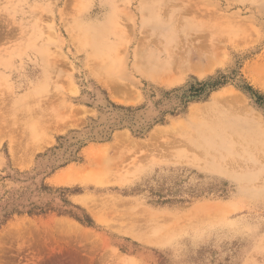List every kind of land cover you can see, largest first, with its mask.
<instances>
[{
  "label": "rangeland",
  "instance_id": "obj_1",
  "mask_svg": "<svg viewBox=\"0 0 264 264\" xmlns=\"http://www.w3.org/2000/svg\"><path fill=\"white\" fill-rule=\"evenodd\" d=\"M142 2L0 0V236L47 223L99 234L107 206L124 209L117 228L146 234L158 214L177 231L121 259L264 264V0ZM205 83L219 85L196 95Z\"/></svg>",
  "mask_w": 264,
  "mask_h": 264
},
{
  "label": "bare ground",
  "instance_id": "obj_2",
  "mask_svg": "<svg viewBox=\"0 0 264 264\" xmlns=\"http://www.w3.org/2000/svg\"><path fill=\"white\" fill-rule=\"evenodd\" d=\"M169 1V0H168ZM171 2V1H170ZM169 2V3H170ZM142 3H146V0H145V2H142ZM155 4V3H154ZM145 5V4H144ZM158 6V5H157ZM156 6V7H157ZM155 8V7H154ZM158 9V8H157ZM144 10H145V7H144ZM155 10H156V8H155ZM154 11V10H153ZM153 11H152V13H150V12H148V13H150V15L153 17H156L155 15H154V13H153ZM142 12H144V11H142ZM145 12H147V11H145ZM159 13H160V11H158ZM155 13H157V11L155 12ZM147 14V13H146ZM153 14V15H152ZM176 14H177V12H176ZM175 15V14H174ZM149 16V15H148ZM150 18V17H149ZM153 19H155V18H153ZM158 19V18H157ZM161 20H163V19H161ZM169 21V20H168ZM163 22H165L164 20H163ZM228 22V21H227ZM165 24V23H164ZM174 24V23H173ZM230 24V23H229ZM163 25V24H162ZM172 25V24H171ZM225 26V25H224ZM173 27V26H172ZM235 28V27H234ZM175 31V30H174ZM176 32V31H175ZM100 35H101V33L100 32H98ZM177 33V32H176ZM169 34V33H168ZM171 34H173V33H171ZM99 37V36H98ZM172 37V36H171ZM170 37V38H171ZM99 39H101V38H99ZM98 39V40H99ZM170 40V39H169ZM101 41V40H100ZM175 42V41H174ZM106 43H107V41H106ZM173 44V43H172ZM82 45V44H81ZM103 45H105V44H103ZM173 45H177V44H173ZM114 46V45H113ZM103 48V47H102ZM112 49V48H111ZM98 50V49H97ZM115 50V49H114ZM197 50H199L198 48H197ZM196 50V51H197ZM201 50V49H200ZM200 50H199V52H200ZM202 51V50H201ZM17 52V51H16ZM17 54H18V52H17ZM142 54H143V58L146 56L143 52H142ZM184 54V53H183ZM202 54V52L200 53V55ZM92 55H93V52H92ZM115 55V54H114ZM138 55H139V53H138ZM150 56H151V54H149ZM153 55H155V54H153ZM152 55V56H153ZM185 55H186V53H185ZM203 55V54H202ZM201 55V56H202ZM2 56V55H1ZM140 56H141V54H140ZM139 56V57H140ZM172 54L171 55H169L168 57H169V59H167V62L168 61H171L172 63L175 61V63L176 62H179V60H181L182 61V59H177L176 58V56H172ZM182 57L181 58H183L184 59V57L185 56H183V55H181ZM189 56V55H188ZM102 57H104V56H102ZM138 57V58H139ZM142 57V56H141ZM149 57V56H148ZM200 57V56H199ZM146 58V57H145ZM151 58H153V57H151ZM155 58V57H154ZM157 58H159V57H157ZM156 58V59H157ZM171 58H175L176 60H178V61H176V60H174L173 61V59H171ZM189 58V57H188ZM188 58L185 60V61H183L184 63H188V62H191V61H189L188 60ZM193 58V57H192ZM160 59V58H159ZM138 60V59H137ZM146 60L147 59H144V60H142L141 61V59H139L138 61H136V63L138 62V64H140V68H139V70L141 71H143L144 73L143 74H146V71L150 68L151 69V71H157V70H159L160 68V65L158 66V64H156V62H155V66H154V64H152V62H154L153 60H152V62L150 61L149 62V60H147L148 62H146ZM161 60V59H160ZM190 60H192V59H190ZM201 61V60H200ZM142 62H143V64H144V62H146L144 65H142ZM211 62H214V61H210V63ZM151 63V64H150ZM180 64H181V66H183V64L181 63V62H179ZM186 63V64H187ZM192 63V62H191ZM196 63H197V61H196ZM195 63V64H196ZM201 63V62H200ZM148 64H149V67H148ZM171 64V63H170ZM179 64V65H180ZM199 64V63H198ZM197 64V65H198ZM215 64V63H214ZM264 64V63H263ZM150 65L153 67H150ZM172 65V64H171ZM177 65H178V63H177ZM176 65V66H177ZM177 66L176 68H178V70L180 69V67L181 66ZM208 65V64H207ZM213 65V63L212 64H210L208 67H211ZM110 64H109V68H110ZM144 67L145 68V70L142 68V67ZM162 66V65H161ZM164 66V65H163ZM201 65H199L198 67H200ZM206 66V65H205ZM263 66V65H262ZM260 67V68H258L257 69V71L259 72L260 70H264V67ZM100 67H101V65H100ZM108 67H106V68H108ZM148 67V68H147ZM173 67V66H172ZM190 67H191V65H190ZM196 67L197 66H195L194 67V69H196ZM207 67V66H206ZM213 67V66H212ZM114 68V67H113ZM113 68H111L112 70H113ZM161 68H163V67H161ZM201 69H202V67H200ZM165 69H167V68H165L164 67V70ZM199 69V68H198ZM255 69V68H254ZM99 70H101V69H99ZM161 70V69H160ZM169 70L171 71V70H175V68L174 69H167L166 70V73L167 72H169ZM191 70H193V69H191ZM197 70V69H196ZM203 70V69H202ZM197 71V73L199 72V73H201V72H203V71ZM207 70V69H206ZM102 71H104V70H102ZM107 71H110V70H108L107 69ZM181 71H183V70H181ZM208 71V70H207ZM206 71V72H207ZM98 72V71H97ZM101 72V71H100ZM106 72V71H105ZM159 72H161V71H159ZM206 72H204V73H202L203 75L206 73ZM262 72V71H261ZM164 73V74H163ZM170 73V72H169ZM168 73V74H169ZM254 73V72H253ZM106 74V73H105ZM160 74H162V76H166L167 78H169L168 77V74H165V71H163V72H161ZM259 74H260V72H259ZM151 76L150 77H152V74H150ZM258 75V74H257ZM262 75V74H261ZM145 76H148L149 77V74L148 75H145ZM161 76V77H162ZM153 77H155L154 75H153ZM160 76H156V78H161ZM264 77V76H263ZM164 78V80L165 81H167L168 79L167 78H165V77H163ZM162 78V79H163ZM167 79V80H166ZM264 79V78H263ZM262 79V80H263ZM173 80V79H172ZM171 80V78H169V81H172ZM262 80H261V82H262ZM173 82V81H172ZM174 82H175V80H174ZM225 94V93H224ZM221 95V94H220ZM222 96V95H221ZM224 96V95H223ZM227 96V95H226ZM226 96H224V97H226ZM232 96V95H231ZM218 97H220V96H218ZM228 97V96H227ZM222 98V97H221ZM220 98V99H221ZM236 98V97H235ZM216 99V98H215ZM218 99V98H217ZM224 100V99H223ZM229 100V99H228ZM233 100H234V98H233ZM230 101H232V99H230ZM217 102V101H216ZM229 102V101H228ZM235 102V101H234ZM238 102V101H237ZM232 103V102H231ZM231 103H229L230 105H231ZM235 104V103H234ZM234 104L232 103V105L234 106ZM217 105V104H216ZM226 105V104H225ZM224 105V106H225ZM227 105H228V103H227ZM226 105V106H227ZM231 105V106H232ZM233 106H232V108H233ZM235 106H236V104H235ZM198 107H201V106H198ZM216 107V106H215ZM219 107V106H218ZM204 108V107H203ZM203 108H201L204 112H207L208 111V109H211V108H213L214 109V107H211V108H209L208 107V109H207V107H205L206 109H207V111H205ZM227 108L229 109V107L227 106ZM198 109V108H197ZM200 109V108H199ZM193 110H194V108H193ZM201 110V113L199 112L198 114H195V113H197L196 111H194L195 113H192L194 116H195V122L196 121H198V116L196 117V115H199V114H201V116H203L204 117V115H202V111ZM230 111H231V107H230V109H229ZM203 112V113H204ZM237 113H239V111H236ZM240 113H242L241 111H240ZM192 115V116H193ZM200 116V115H199ZM194 118V117H193ZM194 120V119H193ZM37 123V122H36ZM35 123V124H36ZM33 124V123H32ZM31 124V125H32ZM37 124H39V122L37 123ZM33 126V125H32ZM39 126V125H38ZM38 126H36L37 128H38ZM181 127V130H183V131H181V132H186L185 130H184V128H185V125H180ZM40 127V126H39ZM183 127V128H182ZM34 128V127H33ZM175 128H177V125H176V127ZM186 129V128H185ZM202 129V128H201ZM34 130V129H33ZM180 130V129H179ZM186 130H188V129H186ZM178 131V130H177ZM200 131H202V132H204V130L202 129V130H199V132ZM209 131L211 132V130L209 129ZM189 132V131H188ZM198 132V134H200ZM202 132H201V134L200 135H202ZM210 132H208L209 133V137H208V134H206L207 132H205L202 136H200V135H198V137H201V138H199V140H201L202 142H200V143H203L204 142V139H203V136L204 137H206V140L207 139H211L212 137L214 138L215 137V135L213 134V133H210ZM222 132V131H221ZM232 133V132H231ZM186 134H187V132H186ZM195 134V133H194ZM214 135V136H211V135ZM220 134V133H219ZM196 135V134H195ZM194 135V136H195ZM207 135V136H206ZM232 136H233V134H232ZM190 137V136H189ZM197 137V136H196ZM216 138V137H215ZM194 139V138H193ZM198 139V138H197ZM196 140V139H195ZM198 140V141H199ZM214 139H211L210 141H209V143L210 142H212ZM206 142L207 141H205V143H203L204 144V147L206 148V146L208 145H206L205 146V144H206ZM217 142V141H216ZM218 143H219V145H221L220 144V141L218 140ZM198 144H199V142H198ZM210 145V144H209ZM227 146H228V144H226ZM40 146V145H39ZM202 146V145H201ZM211 146V145H210ZM210 146H207V148L209 147L211 150H213L212 148H213V146L212 147H210ZM226 146V147H227ZM198 147H200V146H198ZM203 147V146H202ZM208 148V149H209ZM202 149V148H201ZM217 149H221V148H217ZM228 149V148H227ZM226 149V150H227ZM229 150V149H228ZM208 151V150H207ZM221 152L224 154V153H226V156H227V153H228V151H226V152H224L223 150H221ZM100 153V151L99 152H95V153H92L93 155L95 154V156H96V154L98 155ZM105 153H106V151H105ZM105 153L104 154H99L98 155V157L100 158H98L97 156V158L100 160V162H98L97 161V159L96 160H94V162L96 161V163L97 164H99L98 165V167H103V170H104V166L103 165H105V163H102L101 161H103L104 159H106V157H105ZM108 154V153H107ZM106 154V155H107ZM101 155H103L102 156V158H101ZM94 156V157H95ZM93 158V157H92ZM102 159V160H101ZM107 160V159H106ZM93 162V163H94ZM104 162V161H103ZM101 164H103L102 166H100ZM96 165V164H95ZM97 166V165H96ZM94 168L96 169V167L94 166ZM93 168V169H94ZM98 170V169H97ZM107 169L105 168V171H106ZM94 171V170H93ZM99 171V170H98ZM97 171V172H98ZM96 172V171H95ZM99 173V172H98ZM95 174V173H94ZM96 175V174H95ZM101 175V174H100ZM103 176H104V174H103ZM87 178L88 177H90V176H86ZM95 180H96V178L98 179L99 177L98 176H92ZM101 177H102V175L100 176V178L98 179L99 180V183H100V180H103L104 179V177H102V179H101ZM84 178H85V176H84ZM93 178H90V179H92L93 180ZM105 179H106V177H105ZM104 179V180H105ZM97 180V181H98ZM103 183H106L105 181H103ZM88 200V199H87ZM89 202V201H88ZM88 202H83L84 203V205L86 204V206H92L89 210H91L92 208H93V206H94V204L96 203H93L92 201H90L89 203ZM91 203L93 204V205H91ZM97 206V205H96ZM107 207V206H106ZM102 207L103 209H102V213H100V214H96V215H94L93 217L97 220V222L99 223V226L101 227L100 228V231H97V232H99V234L98 233H96V232H87L86 230L84 231V229H83V231L81 232V230H82V228H81V230H79V228H77L76 226H75V224L74 225H70V226H67V225H65V224H63V226L65 225V227L63 228L62 227V225H61V223H59L60 225H61V227H57V226H54V225H51L52 223H50V224H48L47 223V225H41V226H36V227H30L29 229H30V231H29V233L27 232V234H25L26 232L25 231H23L22 229L23 228H17L18 227V225H23V224H18L17 226H16V228L17 229H11V228H9V229H11V230H7L6 232H5V236L4 237H2V235L0 236V263L1 264H124V263H126V261H127V259L129 260V258L127 257V258H123V259H121V256L120 255H122V254H118L117 252H118V250L119 251H122V252H125V253H128V254H133V253H136V252H142V251H146V249H149L148 250V252H150L152 249H151V247L149 248L147 245H150V246H159V244H163L164 242H167V244H168V242L169 241H167L168 240V236L167 235H169V237L171 238V239H174V233H175V231L176 230H173L172 231V229L173 228H175L172 224H171V231H170V227L169 226H166V228L168 229L169 228V230H167L164 226H165V220L163 221V219L165 218H163L162 220L159 218V216H158V214H155V215H151L150 214V212L147 210V211H145V208H144V210H143V208H142V210H143V212H148V215L150 214V218H151V216L153 217V216H155V217H153V219H151V220H148V221H152L151 223H152V226H151V224H150V222H149V224L150 225H147V227L149 226V227H153L155 224H157L158 222H161L162 223V221L164 222V223H162L163 224V226L162 227H159L160 226V224L158 223V225H157V227H156V225L151 229V228H149V231H146L147 233L146 234H143L144 232H143V230L142 231H138L139 232V234L140 233H142L141 234V236H138V232H136L137 231V228H136V230H134V226L132 225V228H131V225L129 226V228L127 227L128 225H127V223H128V221H127V223H125V224H123V225H118V227L119 228H121L122 230L123 229H127L128 228V230L130 229V231L128 232V230H125V231H127V233H124L125 231L123 230V232L121 231V233H120V229L119 228H117V224L118 223H114V221L116 222V221H118L119 223H120V221L119 220H125V218L123 217L124 216V213H123V210L122 209H120V211L123 213L122 215L120 214V212H119V209H114V208H109V207ZM94 208H95V206H94ZM141 208H139V210H140ZM127 210V209H126ZM129 210V209H128ZM131 210V209H130ZM141 210V211H142ZM98 211V213L99 212H101V208H99V210L97 209L96 211L94 210V209H92V211L91 212H93V214H95V212H97ZM125 212V211H124ZM126 212H128V211H126ZM125 212V216L126 215H129L128 213H126ZM142 212V213H143ZM102 214V215H101ZM119 214V215H118ZM131 214H133V213H131ZM130 214V215H131ZM100 216V217H98V216ZM104 215V216H103ZM136 215V214H135ZM145 215V214H144ZM103 216V217H102ZM133 216V215H132ZM142 215H140V217H141ZM99 219H98V218ZM109 217H111V219L109 218ZM127 217V219L128 218H130V216L128 217V216H126ZM136 217V216H135ZM139 217V216H138ZM142 217H144V216H142ZM161 217H163V216H161ZM132 218H134V217H132ZM132 218H130V220L132 219ZM159 218V219H158ZM148 219H149V217H148ZM113 220V221H112ZM134 220H137V219H134ZM138 220H139V218H138ZM138 220L137 221H134V223L135 222H138ZM158 220H160V221H158ZM132 222H133V219L131 220ZM141 221H143V220H141ZM146 221H147V218H146ZM155 221H157V223H155V224H153ZM113 222V223H112ZM126 222V221H125ZM67 223V222H66ZM131 223V222H130ZM129 223V224H130ZM54 224V223H53ZM70 223H68V225H69ZM121 224V223H120ZM133 224V223H132ZM136 224V223H135ZM34 224H32V226H33ZM138 225V224H137ZM143 225H144V222H143ZM142 225V226H143ZM24 226H25V224H24ZM27 226V228H28V225H26ZM97 226V225H96ZM127 228H126V227ZM139 226V225H138ZM145 226V225H144ZM12 227H13V225H12ZM123 227V228H122ZM140 227V226H139ZM160 228H162V229H165V231L163 230V232L161 233L160 231H162V229L160 230ZM116 229H117V231H116ZM133 229V230H132ZM138 230H141V228L139 229L138 228ZM150 230H152V231H150ZM26 231H28V229H26ZM119 231V232H118ZM132 231H134V234H135V232L137 233L136 235L137 236H135L133 233H132ZM145 231V230H144ZM166 231H169L170 233L171 232H173L171 235L169 234V232L167 233V234H165L166 233ZM24 232V233H23ZM118 232V233H117ZM131 232V233H130ZM148 232H150V234L152 233V234H156V239H154V238H152L151 237V235L149 234L147 237H146V235L148 234ZM165 232V233H164ZM177 232V231H176ZM131 234L130 236H132V235H134L133 237L134 238H136L137 239V241L138 242H140L142 245L139 247V248H141L140 250L138 249V248H134L133 247V245H131V244H127L126 242V240L127 239H125L126 237H125V235L124 234ZM120 234H122V235H120ZM161 234V235H160ZM166 235L167 237H165V236H163V235ZM175 234H177V233H175ZM28 237H27V236ZM124 235V236H123ZM159 236V238H158V236ZM128 237H129V235H127ZM150 236V237H149ZM163 236V237H162ZM133 237H131V238H133ZM151 238V239H150ZM160 238H166V241H163V239H162V242H161V240H160ZM169 238V239H170ZM136 239H134V240H136ZM170 239V240H171ZM161 242V243H160ZM171 242V241H170ZM169 242V243H170ZM133 243V242H132ZM144 248V249H143ZM117 249V250H116ZM121 253V252H120ZM125 256V255H124ZM123 256V257H124ZM141 256H142V258H141V262H142V264H146L145 262H147L146 260H144V258H143V255L141 254ZM111 257V260H112V262L110 263V261H108L109 260V258ZM126 257V256H125ZM126 260V261H125ZM132 260H134V259H130L129 260V262H128V264H135V263H133L134 261H132ZM130 261H132V262H130ZM135 261H138L139 262V260H135ZM115 262V263H114ZM159 262H158V259L156 260V264H158ZM127 264V263H126Z\"/></svg>",
  "mask_w": 264,
  "mask_h": 264
},
{
  "label": "trees",
  "instance_id": "obj_3",
  "mask_svg": "<svg viewBox=\"0 0 264 264\" xmlns=\"http://www.w3.org/2000/svg\"><path fill=\"white\" fill-rule=\"evenodd\" d=\"M202 85H203V86H202V89H201L200 91H198V92H195L196 95H197V94H200L201 92L205 91V90L208 89V88H212V89H214V88L218 87L219 84H214V85H212V84L205 83V84H202ZM262 104L264 105V102H262Z\"/></svg>",
  "mask_w": 264,
  "mask_h": 264
}]
</instances>
